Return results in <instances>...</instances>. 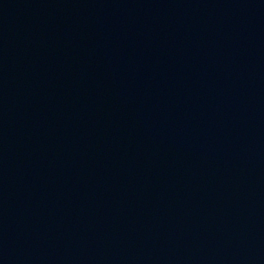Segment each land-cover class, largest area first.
<instances>
[{
    "label": "water",
    "instance_id": "obj_1",
    "mask_svg": "<svg viewBox=\"0 0 264 264\" xmlns=\"http://www.w3.org/2000/svg\"><path fill=\"white\" fill-rule=\"evenodd\" d=\"M0 264H264V0H0Z\"/></svg>",
    "mask_w": 264,
    "mask_h": 264
}]
</instances>
